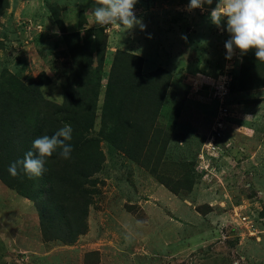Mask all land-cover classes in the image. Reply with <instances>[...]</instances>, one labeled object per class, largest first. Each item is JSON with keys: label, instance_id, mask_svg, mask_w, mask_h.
Instances as JSON below:
<instances>
[{"label": "rangeland", "instance_id": "rangeland-1", "mask_svg": "<svg viewBox=\"0 0 264 264\" xmlns=\"http://www.w3.org/2000/svg\"><path fill=\"white\" fill-rule=\"evenodd\" d=\"M216 3L189 10V0H137L134 12L145 27L125 31L95 24L93 0H0V88L11 78L35 85L55 114L80 109L66 103L67 91L83 92L71 80L76 66L67 40L75 54L79 49L64 32L70 31L65 23L74 31L85 21L80 46L91 52L86 72L96 87L89 136L103 153L87 186L93 192L87 227L74 236L62 221L50 222L52 239L37 233V203L27 196L11 203L7 188L18 190L0 177V264H264V87H241L254 53L236 50L225 58L226 20L217 27L209 19ZM120 52L132 77L140 56L142 73L161 67L170 78L160 87L164 103L148 123L155 130L147 138L168 143L152 158L141 138L107 137L118 131L115 123L104 126L103 111L112 71L124 70L122 60L116 61ZM224 80L230 85L224 97L229 113L217 144L225 150L209 142ZM136 103L134 98L124 104L129 120L137 118ZM237 103L250 112L237 110ZM208 149L219 158L200 160ZM67 219L77 222L72 212ZM15 231L30 235L31 242L15 240Z\"/></svg>", "mask_w": 264, "mask_h": 264}, {"label": "trees", "instance_id": "trees-1", "mask_svg": "<svg viewBox=\"0 0 264 264\" xmlns=\"http://www.w3.org/2000/svg\"><path fill=\"white\" fill-rule=\"evenodd\" d=\"M84 24H86L84 20L82 22L79 20V30L68 32H64L60 27L64 35H67L66 39L73 38L76 48L79 49V53L75 54L71 48V40H67L76 66V70L70 73L71 80H74L75 86L83 93L78 96L67 91L66 103L78 105L80 107L78 111L63 108L55 114L49 107L50 101L40 97L35 85L28 87L14 78L4 82V86L2 81L0 88V177L8 185L15 186L20 194L37 203L41 231L46 239L54 237L48 235V230L51 231L52 226L50 222H64L73 236L86 229L88 206L93 193L87 186L91 175L99 170L102 163L103 153L99 143L89 136L94 123L96 104L93 95L96 87L90 71L86 72L92 61L91 52L80 46V39L84 37L80 30ZM250 53H254L251 66L244 68L239 83L241 87L246 88L264 87V62L257 61L255 49ZM119 54L122 56L119 57ZM123 55L125 56L123 52L118 53L116 61L122 60L124 70L119 75L115 73L113 75L112 71L107 83L103 123L104 126L107 122L115 123L118 128L119 132H112L107 136L110 140L133 139L131 135H134L136 139L141 138L145 143L148 142L147 146L150 145L148 155L152 158L158 149L162 151L168 143V139L164 140V145H160L158 141L152 139L147 141V138L155 130L149 124L159 115L164 103L166 93L161 92L162 84H168L170 78H166L167 72L161 67L147 74L142 73L140 56H135L138 68L132 77V72L126 71L130 64H126L125 61L123 64ZM134 98L138 103L132 112L137 118L129 120L131 111L124 110L123 107L128 99ZM65 123L70 124L73 129L72 139L65 141L72 146L69 159L61 158L58 150L51 157L45 158L44 172L40 177L29 178L23 171H19L16 176L9 174L10 164L23 159L27 151H35L32 144L36 138L43 135L51 136ZM4 174H7L10 181ZM23 189L28 191L20 192ZM71 212L74 213L77 222L68 221Z\"/></svg>", "mask_w": 264, "mask_h": 264}, {"label": "clouds", "instance_id": "clouds-1", "mask_svg": "<svg viewBox=\"0 0 264 264\" xmlns=\"http://www.w3.org/2000/svg\"><path fill=\"white\" fill-rule=\"evenodd\" d=\"M136 3L137 0H93L91 15L101 28L116 26L128 31L139 25L143 30L145 25L134 12ZM212 4L213 0H189L188 9H203ZM209 19L217 27L226 20L225 30L229 34L225 41L226 59H232L236 50L245 55L255 49L257 61L264 62V0H217ZM72 131V126L65 123L51 136L36 138L32 144L35 151H27L23 159L10 164L9 174L16 176L23 171L29 178L40 177L44 172L45 158L58 150L61 158L69 159L72 146L65 141L72 139Z\"/></svg>", "mask_w": 264, "mask_h": 264}, {"label": "built area", "instance_id": "built-area-1", "mask_svg": "<svg viewBox=\"0 0 264 264\" xmlns=\"http://www.w3.org/2000/svg\"><path fill=\"white\" fill-rule=\"evenodd\" d=\"M221 93L222 95L219 96V116L215 122V127L213 130V133L211 134V138H209V142L212 145V147H220V149H226L223 145L222 147L217 144V140L221 139L223 134H222V130L225 127V123H226V117L228 116L229 113V108L228 105L225 104L224 102V97H226L230 91V85L229 82L227 83L225 80L223 81V84L221 85ZM227 98V97H226ZM206 154V155H205ZM208 154V155H207ZM205 157H203V155L201 156L202 161L208 160V159H218L219 157L217 155H215V153L210 152L209 149L206 150V153H204ZM202 164H204V162H202ZM236 214H238V212H236ZM239 221H241L244 225L247 226H253V221L251 219H249L247 216L245 215H239ZM258 236V235H257Z\"/></svg>", "mask_w": 264, "mask_h": 264}, {"label": "crops", "instance_id": "crops-1", "mask_svg": "<svg viewBox=\"0 0 264 264\" xmlns=\"http://www.w3.org/2000/svg\"><path fill=\"white\" fill-rule=\"evenodd\" d=\"M62 19H64L65 22L67 21V19H65V15L62 16ZM65 22H64V23H65ZM65 25H66V23H65ZM66 27H67L70 31L73 30V28L70 27V24H69V23H68V25H66ZM247 102H251V100H250V101H247ZM245 107H246V106H245L244 103H242V104H239V103L235 104V108H236L237 110L243 111L244 114H245V113H249L250 111H249L247 108H245ZM250 114H252V113H250ZM13 190H14V189H13ZM7 192H9L11 203H12L13 201H17L18 204H19V203L21 202L22 199H28V198H26L25 196H23L22 194H20V193H19L18 191H16V190H15V192H14V191H12V190H10V189L7 188ZM18 204H17V205H18ZM13 206H15V202H14ZM21 218H22V219H21ZM16 219H17V220L21 219L20 222H21L22 220L25 221L26 216H25V215H24V216H23V215H22V216L19 215V217L16 218ZM37 219H38V222L40 223V219H39V217H38ZM17 220L12 221V224L16 223ZM36 224H37V222H36ZM37 226H38V224H37ZM15 230H16V229H15ZM40 231H41V228H40V226H38V228H36V232L39 233ZM28 232H29V231H28ZM14 233L17 234L16 231H15ZM16 237H17V238H16L15 240H17V239H18V240H23V241L28 240V241H25V242H31L30 240L32 239V237H31L30 235H24V236H22V237H19L18 234H17ZM36 240H38V242L40 243V239H39V237H38V234L36 235Z\"/></svg>", "mask_w": 264, "mask_h": 264}]
</instances>
